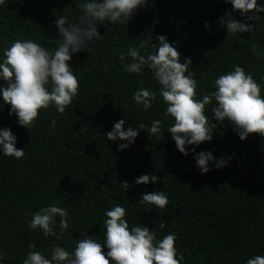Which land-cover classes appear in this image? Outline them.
<instances>
[{
	"label": "trees",
	"instance_id": "1",
	"mask_svg": "<svg viewBox=\"0 0 264 264\" xmlns=\"http://www.w3.org/2000/svg\"><path fill=\"white\" fill-rule=\"evenodd\" d=\"M80 2L5 0L0 5V53L18 39L54 49V40L61 39L56 18L67 15L75 21ZM228 14L258 25L257 30L228 35L221 22ZM259 15L258 21H248L224 0H149L127 25L98 26L104 39L92 51L73 56L70 67L79 77L80 89L63 115L53 108L42 110L28 130L9 115L10 105L0 101V128H11L17 148L25 150L21 160L0 156V253L4 255L0 264H22L30 244L47 253L53 244L71 251L85 234L103 242L104 212L115 204L127 209L130 227L147 226L160 238L175 232L184 264H246L247 259L264 255V137L251 134L241 141L225 121L217 123L211 142L191 146L184 156L166 132L174 121L164 115L166 104L151 73L145 69L142 75H129L118 58L130 43L148 41L151 52V43L157 44L156 37L164 35L176 46L182 63L191 58L200 96L211 92L214 79L234 64L260 81L264 60L251 52L254 44L264 48V13ZM138 87L157 93L146 111L132 100ZM210 108L206 107V115L215 122ZM120 119L126 120L125 130L160 119L162 131L149 138L141 130L135 143L121 151L118 144L126 142L108 141L105 135ZM52 120L58 121L55 133ZM192 148L223 158L227 166L216 169L210 164L211 170L202 175ZM151 174L158 177V184H135L138 177ZM125 181L130 189L124 193L120 186ZM154 191H165L169 203L163 210L145 211L139 201L145 192ZM52 203L68 211L70 227L59 241L27 227L33 212Z\"/></svg>",
	"mask_w": 264,
	"mask_h": 264
},
{
	"label": "clouds",
	"instance_id": "2",
	"mask_svg": "<svg viewBox=\"0 0 264 264\" xmlns=\"http://www.w3.org/2000/svg\"><path fill=\"white\" fill-rule=\"evenodd\" d=\"M149 0H81L79 15L75 21L67 15L56 18L55 27L61 37L54 49H50L32 39L15 40L0 53V101L10 105L9 115L17 118L20 127L30 130L42 110L53 108L63 115L78 96L80 83L76 72L70 67L75 54L92 51L98 41L104 39L98 26L106 22L122 25L129 22L132 15ZM234 11H238L248 21H258L264 13V0H224ZM5 0H0L4 5ZM222 20L227 34L253 33L258 25L239 22L228 14ZM205 27L209 25L206 23ZM152 40V38H151ZM152 51L146 48L148 41L139 44L130 43L126 52L119 54L123 72L129 75H142L147 69L159 85V97L166 104L164 115L174 122L167 127L177 150L184 156L188 149L204 142H211L217 123L227 121L236 131L241 141L251 134L264 137V77L258 81L244 67L234 64L231 70L214 79L213 90L200 96L197 92L199 82L190 70L192 60L185 58L181 62L176 46L166 36L156 37ZM258 59L264 60V48L259 44L251 47ZM126 63H123L126 61ZM157 93L146 87H138L132 96L135 104L143 110L152 108ZM211 106L212 121L206 115V107ZM125 119L113 124L107 132L108 141L119 143L123 151L133 145L141 130L149 138L158 137L162 131V121L153 120L148 126L144 123L124 129ZM58 121L52 120L51 131L55 133ZM84 131V128L81 130ZM17 137L11 128H0V156L21 160L25 150L17 148ZM194 153L196 167L200 173L207 174L214 165L216 169L227 166L223 158H216L211 152ZM231 157H229V160ZM158 184L155 174L142 175L135 180L136 185ZM120 188L130 189L128 182ZM169 197L165 191L145 192L139 204L146 206L145 211L165 209ZM127 209L115 204L104 212V239L99 242L95 236L85 234L76 240L75 247L69 251L66 247L53 244L50 252L37 250L30 244V251L22 264H184V256L178 254L175 232H169L162 238L147 226L129 225L126 219ZM27 227L42 234L45 238L61 240L69 230L68 211L56 203L42 207L32 213ZM163 229L165 223H161ZM59 229V231H57ZM106 248L105 252L103 249ZM4 261L0 253V262ZM246 264H264V255H255L246 260Z\"/></svg>",
	"mask_w": 264,
	"mask_h": 264
}]
</instances>
